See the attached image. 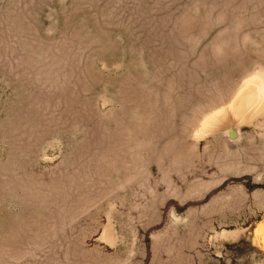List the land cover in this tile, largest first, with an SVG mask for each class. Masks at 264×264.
<instances>
[{
	"label": "rangeland",
	"instance_id": "obj_1",
	"mask_svg": "<svg viewBox=\"0 0 264 264\" xmlns=\"http://www.w3.org/2000/svg\"><path fill=\"white\" fill-rule=\"evenodd\" d=\"M251 80L264 0H0V264H264Z\"/></svg>",
	"mask_w": 264,
	"mask_h": 264
},
{
	"label": "bare ground",
	"instance_id": "obj_2",
	"mask_svg": "<svg viewBox=\"0 0 264 264\" xmlns=\"http://www.w3.org/2000/svg\"><path fill=\"white\" fill-rule=\"evenodd\" d=\"M262 93H263V87L261 85V82L258 80H251L246 84V86L242 88L237 100H235L236 106L234 107H237V109L242 113L245 112V114L246 111L249 110L252 111L253 109H255L254 111H256L257 108L256 106L261 101L260 99L262 98V95H264ZM262 99H264V96ZM261 105L263 106L264 103H262Z\"/></svg>",
	"mask_w": 264,
	"mask_h": 264
},
{
	"label": "water",
	"instance_id": "obj_3",
	"mask_svg": "<svg viewBox=\"0 0 264 264\" xmlns=\"http://www.w3.org/2000/svg\"><path fill=\"white\" fill-rule=\"evenodd\" d=\"M229 137H230V139H235L237 137V134L233 130H230L229 131Z\"/></svg>",
	"mask_w": 264,
	"mask_h": 264
}]
</instances>
